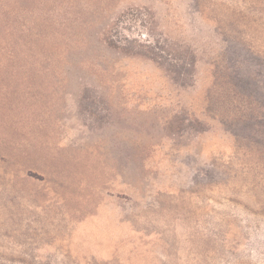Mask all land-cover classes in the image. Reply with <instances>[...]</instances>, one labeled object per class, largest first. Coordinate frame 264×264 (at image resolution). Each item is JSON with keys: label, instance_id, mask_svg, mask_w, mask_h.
<instances>
[{"label": "rangeland", "instance_id": "1", "mask_svg": "<svg viewBox=\"0 0 264 264\" xmlns=\"http://www.w3.org/2000/svg\"><path fill=\"white\" fill-rule=\"evenodd\" d=\"M0 264H264V0H0Z\"/></svg>", "mask_w": 264, "mask_h": 264}]
</instances>
